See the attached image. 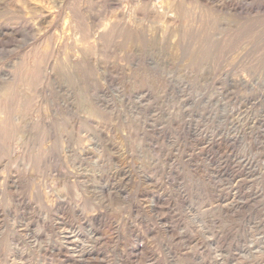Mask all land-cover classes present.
<instances>
[{"label": "rangeland", "instance_id": "obj_1", "mask_svg": "<svg viewBox=\"0 0 264 264\" xmlns=\"http://www.w3.org/2000/svg\"><path fill=\"white\" fill-rule=\"evenodd\" d=\"M0 264H264V0H0Z\"/></svg>", "mask_w": 264, "mask_h": 264}, {"label": "bare ground", "instance_id": "obj_2", "mask_svg": "<svg viewBox=\"0 0 264 264\" xmlns=\"http://www.w3.org/2000/svg\"><path fill=\"white\" fill-rule=\"evenodd\" d=\"M185 2V1H189V2H205L208 0H168V1H159V0H143V2ZM76 233V232H75Z\"/></svg>", "mask_w": 264, "mask_h": 264}]
</instances>
